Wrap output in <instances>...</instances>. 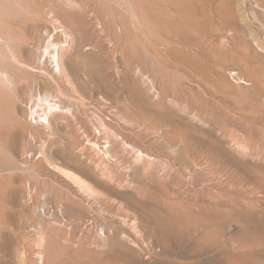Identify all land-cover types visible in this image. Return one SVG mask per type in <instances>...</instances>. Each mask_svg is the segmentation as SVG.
Instances as JSON below:
<instances>
[{
	"label": "rangeland",
	"instance_id": "1",
	"mask_svg": "<svg viewBox=\"0 0 264 264\" xmlns=\"http://www.w3.org/2000/svg\"><path fill=\"white\" fill-rule=\"evenodd\" d=\"M219 2L261 26L199 71L150 37L130 63L104 28L123 0H0V264H264V8Z\"/></svg>",
	"mask_w": 264,
	"mask_h": 264
},
{
	"label": "bare ground",
	"instance_id": "2",
	"mask_svg": "<svg viewBox=\"0 0 264 264\" xmlns=\"http://www.w3.org/2000/svg\"><path fill=\"white\" fill-rule=\"evenodd\" d=\"M115 1L120 2V0ZM123 1V5L119 4L112 11V19L108 24H104V28L110 38L118 45L125 44L131 47L130 52L133 51V56H129L130 63L134 60L133 42L142 37H150L155 38L156 42L153 44L150 42L145 43L147 48L155 55L168 53L173 56H179L185 65L191 66L199 71H206L209 63H216V60L221 57L220 54L222 52L233 54V46L231 47L228 42L234 43L235 41L236 44L238 40L245 47L251 48V43L245 38L247 31L249 32V23L252 21L253 23H257L258 26H261L260 23L255 21L256 16L253 11L250 10L251 13H248V17H243V23H240L242 12L240 11L241 13H239L236 10L239 7L235 9L234 6L236 5L233 6L232 4L222 2L212 6L207 3V0ZM261 5L264 8V0H261ZM262 16L264 17V13H262ZM226 31L231 32L230 36L226 37L223 35ZM40 32V35L38 34V42L41 44L40 47L43 46V48L41 49L39 47L36 51V63L39 65L45 61L54 73L62 72L63 56L70 48L71 43H68V40H61L59 34H57V31L53 27L44 25L40 29ZM251 40H254V43L258 45V42L254 38ZM176 43L179 45L170 46V44ZM180 44H183L188 50L180 49ZM92 64L94 65L96 62L93 61ZM136 93V91H132L130 97L133 101L138 102L141 98ZM60 109L61 106L54 102L48 108L44 109L43 113H37L36 109H30L26 120L30 123L34 120L36 124L43 127L44 131H47L50 126V117L53 113L60 111ZM45 208H42L41 211L44 212ZM78 214L80 215L81 222L84 224L88 222L89 225L91 223L96 225V221H89L84 213L80 214L78 212ZM83 227L81 228L83 229ZM96 233V236L103 237L102 229ZM111 239L115 246L119 244L114 241V235L111 236ZM39 261L42 262L41 255L39 256Z\"/></svg>",
	"mask_w": 264,
	"mask_h": 264
}]
</instances>
